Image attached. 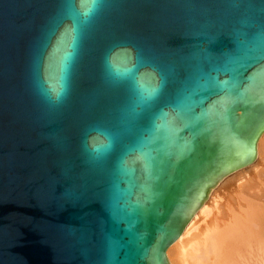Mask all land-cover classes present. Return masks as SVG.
<instances>
[{"label":"water","instance_id":"1","mask_svg":"<svg viewBox=\"0 0 264 264\" xmlns=\"http://www.w3.org/2000/svg\"><path fill=\"white\" fill-rule=\"evenodd\" d=\"M261 68L264 0H0V264H169L257 158Z\"/></svg>","mask_w":264,"mask_h":264},{"label":"bare ground","instance_id":"2","mask_svg":"<svg viewBox=\"0 0 264 264\" xmlns=\"http://www.w3.org/2000/svg\"><path fill=\"white\" fill-rule=\"evenodd\" d=\"M263 160L264 133L257 144L255 161L226 176L189 220L179 237L168 246L166 256L169 264H264V212H261L264 206L263 209L258 207L260 211L249 202H241L244 195H251L259 188L258 184H244L247 181L245 170L250 167L257 170L256 162ZM234 175L236 190L227 181ZM222 190L226 191L223 196L220 195Z\"/></svg>","mask_w":264,"mask_h":264},{"label":"rangeland","instance_id":"3","mask_svg":"<svg viewBox=\"0 0 264 264\" xmlns=\"http://www.w3.org/2000/svg\"><path fill=\"white\" fill-rule=\"evenodd\" d=\"M256 165H257V170H255L256 172L251 167L245 170L247 172V173H245L246 174L245 180H247V181H244V184L245 185L246 184H251V185H253V184L255 185L256 184L255 186H257V184H258V187L259 188H256L255 189L256 191L254 190V191H252L250 193L253 197L251 195H247L248 197L244 195V198H243V200L241 202H243L244 204L245 203L247 204L249 202L248 204H252L253 206H255V208H257V209H260V208L263 209V206H264V160L263 161H257L256 162ZM256 174H258V175H256ZM234 178H235V175L234 176H231L230 178H228L227 181L229 182V185L231 184V188H233L234 190H236V188H237V185H236L237 184V181H236V178L235 179ZM250 180H252V182H250ZM248 182H250V183H248ZM248 187H250V186L248 185ZM225 192H226L225 190H222L220 195H222V196L225 195L224 194ZM261 192H262V194H261ZM259 195H261V196H259ZM260 198L263 199V200H261ZM250 200H251V202H250ZM255 201H256V203H255ZM257 202H259L260 204L257 203ZM261 205H262V207H261ZM258 207H260V208H258ZM261 209H260V211H261ZM261 212L263 213L264 210H262ZM262 216H264V213H263Z\"/></svg>","mask_w":264,"mask_h":264},{"label":"snow or ice","instance_id":"4","mask_svg":"<svg viewBox=\"0 0 264 264\" xmlns=\"http://www.w3.org/2000/svg\"><path fill=\"white\" fill-rule=\"evenodd\" d=\"M122 60L121 57L118 55L113 63V66L121 64ZM249 81H250V87L251 86H255L257 80L260 81L261 84V92L264 93V68H261L259 70H257L256 72L252 73L249 77H248Z\"/></svg>","mask_w":264,"mask_h":264}]
</instances>
